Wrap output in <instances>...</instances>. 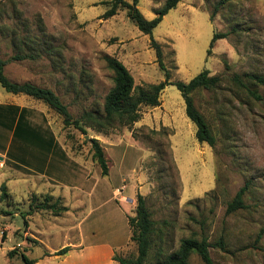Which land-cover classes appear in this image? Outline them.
<instances>
[{"label": "rangeland", "instance_id": "1", "mask_svg": "<svg viewBox=\"0 0 264 264\" xmlns=\"http://www.w3.org/2000/svg\"><path fill=\"white\" fill-rule=\"evenodd\" d=\"M217 1L180 0L152 31L170 82H188L204 69L219 76L215 88L192 94L216 138L214 148L196 140L195 124L171 83L162 90L158 107L141 108V126H116L101 135L108 167L102 175L89 142L98 132L64 125L43 102L0 86V264H22L19 254L7 257L12 248L43 261V254L72 242L79 223L86 237L93 231L97 240L114 238L118 254L134 258L137 249L129 241L127 220L112 210L114 201L106 203L113 189L124 185L133 189L129 195L120 191L127 213L135 214L139 193L155 221L148 261L157 262L176 250L181 238L195 234L211 244L223 238L227 251L209 247L214 264H264V85L242 76H264V0H227L210 20ZM164 2L138 0L137 7L152 19ZM109 7L110 0H0V59L8 60L4 74L13 82L51 89L72 118L102 109L113 76L106 55L124 64L135 85L165 80L149 36L125 9L105 18ZM214 32L227 36L210 48ZM15 54L23 58L11 60ZM233 74L263 100L238 88ZM245 182L247 207L226 213ZM50 193L64 197L52 195L50 202L77 208L61 216L47 210L27 214L33 196L34 206ZM92 204L98 208L91 213ZM189 264L204 263L192 253Z\"/></svg>", "mask_w": 264, "mask_h": 264}, {"label": "trees", "instance_id": "2", "mask_svg": "<svg viewBox=\"0 0 264 264\" xmlns=\"http://www.w3.org/2000/svg\"><path fill=\"white\" fill-rule=\"evenodd\" d=\"M180 0H165L163 6L156 11V16L152 19H146L137 7L138 0L131 2L126 0H110V7L103 13L105 18L111 17L120 9L126 10V15L138 28V30L149 36V45L154 50L158 67L164 72L165 80L158 83H147L143 85H135L134 79L129 70L124 64L113 56H104L107 67L112 70V86L104 97V102L101 110H86L81 113L78 118H72L65 104L51 90L45 87L37 86L30 82L17 83L9 80L4 74V66L8 60L0 59V86L2 89L13 95H26L33 99L39 100L46 104L50 109L55 111L62 117L64 125H73L82 133H86V128L106 135L116 126H129L137 122L141 117L142 107H156L160 105V94L166 85L173 83L180 92L184 101L185 115L195 124V138L200 143H207L211 148H214L216 138L210 128V125L201 111L195 106L193 100V92L199 89H212L218 85L219 76L209 75L207 69L202 70L188 82L169 81V72L162 60V50L160 44L152 37L153 29L161 21L162 17L172 8H175ZM227 0H219L214 4L213 10L209 15L212 20L213 16L218 11L219 7ZM227 36V32H214L210 48L217 39H222ZM210 49H208L209 53ZM23 56L15 54L11 60H20ZM225 68L228 67L224 60ZM252 83L264 85V76L260 74H243ZM231 81L238 88L245 90L249 97L255 100H263L255 89H250L248 84L241 78L239 74H233ZM11 108L17 110L18 106L10 105ZM26 109V108H20ZM92 149V159L99 165L102 175H107L108 167L105 158L104 147L97 138H89ZM4 185L1 189H4ZM249 189V183L245 182L235 193L233 198L227 203L226 213H231L238 209H244L247 205L244 202V195ZM6 193L2 192L1 197H5ZM34 203L35 196L32 197ZM53 199L52 195L45 196L44 200L38 204L30 203L29 212L38 210H47L53 216H61L68 210L64 204H56L50 202ZM127 222L130 227V240L136 245L137 254L134 258H125L117 252L113 255V260L117 264H189V257L192 253L198 255L204 264H214L211 259L209 247H217L222 251H227L225 242L220 237L216 242L211 244L205 236L197 238L195 234L180 239L179 246L176 250L166 254L157 262L147 260L149 249L151 246V235L154 231L155 221L151 218V213L148 210L144 196L136 195V205L134 216H127ZM24 227L27 222L23 220ZM5 232H1V240H4ZM38 243L39 241H34ZM69 250V246H64L52 254L46 255H62ZM25 251V250H24ZM24 251L18 253L17 248H12L7 251L6 255L9 260H12L16 254H19L22 264H37L36 260L28 258Z\"/></svg>", "mask_w": 264, "mask_h": 264}, {"label": "crops", "instance_id": "3", "mask_svg": "<svg viewBox=\"0 0 264 264\" xmlns=\"http://www.w3.org/2000/svg\"><path fill=\"white\" fill-rule=\"evenodd\" d=\"M19 107L23 108V106H19ZM156 107H158V106H156ZM156 107H151L147 111L149 112V111L153 110V108H156ZM145 113H147V112H145ZM145 113H143V114H145ZM142 116H141V119H139V121L135 122V124H134L135 126H141V124L139 122L142 121ZM144 126L148 127L146 125H144ZM163 127H167V126H163ZM149 128H151V127H149ZM151 129H157V128H151ZM101 135H103V134L95 133L94 137H96L97 139H99V141H101ZM35 172L40 173L42 176V179H43L44 173L41 170L36 169ZM42 179H40L39 181H42ZM48 188L53 189V187H51V186H48ZM122 189L127 190L128 195L133 192V189H132V191H130V189L127 188L125 185L122 186L121 189L114 188L112 191L114 197L111 199H108L106 201V203H108V201H114L115 204L110 205L112 210L118 209V213H117L118 217L120 216V214H123L124 219L127 220V216H134V214L133 213L132 214L127 213V211L124 209V207H125L124 203L120 202V197L122 196V195L120 196V191ZM10 190H11V192L13 191V189H11V188H10ZM50 195L60 196V197L64 198L61 193L60 194L50 193ZM128 201L135 203V200H133L131 198H128ZM132 203H130V204L125 203V204L131 206ZM132 207L133 206H131V209H132ZM75 208H77V207H68V210L65 212V215L69 214L70 212H73V209H75ZM97 208L98 207H96V205L92 204L89 212L92 213ZM113 220L108 219V222L109 221L112 222ZM129 229H130V227H129ZM75 231H76V233H75L74 237L71 239L72 242L70 244L68 242V245H66V246H69V250L65 254H62V255H45V254H43L45 259L43 261H37V264H50V261H52V260H59L60 264H117V262L115 260H113V255L115 254V252L119 253L120 251L116 250V249H118V245H116L114 243L115 242L114 238L111 239V237H110V239H108L106 241L97 240L95 237L96 234L93 231H92L93 236L91 237L92 239L90 237H86L85 232L81 227V223H79V227H77ZM35 233H37V232H35ZM130 235H131V231L129 234V241L131 242ZM39 242L42 243V241H40V240H39ZM59 249L51 250V251H49V253L52 254L54 251H57ZM46 258H48L49 261ZM9 263H11V261Z\"/></svg>", "mask_w": 264, "mask_h": 264}, {"label": "water", "instance_id": "4", "mask_svg": "<svg viewBox=\"0 0 264 264\" xmlns=\"http://www.w3.org/2000/svg\"><path fill=\"white\" fill-rule=\"evenodd\" d=\"M87 138V136H85ZM0 159H1V156H0Z\"/></svg>", "mask_w": 264, "mask_h": 264}]
</instances>
